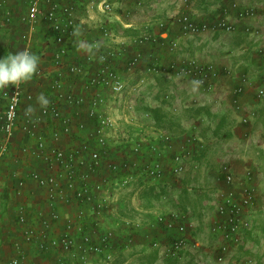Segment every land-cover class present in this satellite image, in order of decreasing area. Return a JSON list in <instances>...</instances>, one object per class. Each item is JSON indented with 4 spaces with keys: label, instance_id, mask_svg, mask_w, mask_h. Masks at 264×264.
<instances>
[{
    "label": "built area",
    "instance_id": "built-area-1",
    "mask_svg": "<svg viewBox=\"0 0 264 264\" xmlns=\"http://www.w3.org/2000/svg\"><path fill=\"white\" fill-rule=\"evenodd\" d=\"M16 3H21V13ZM145 6L143 0H0V28L18 19L28 29L24 50L39 57L32 79L0 94V166L7 156L23 163L3 174L8 185L0 196L12 202L3 205L12 217L7 237L13 254L5 264H88L92 256L111 262L122 242L121 230L131 237L144 224L142 214L128 212L127 202L153 188L162 193L179 181L193 150L202 144L188 136L178 147L176 136L154 120L137 125L127 117L136 111L143 84L164 75L190 80L207 91L219 76L214 63L194 56L168 65L146 62L140 47L157 43L172 54L181 50L177 38L165 40L171 23L181 34L195 37L206 31L236 32L242 21L264 18V0L246 6L242 0H227L207 23L183 11L168 23L159 22L161 33L127 37L114 26L117 8ZM98 17V26L89 24ZM39 29L49 37L37 54ZM92 31L96 37L81 36ZM245 32L255 38L263 33L251 25ZM132 46L136 51L131 54ZM257 51L264 60V45ZM134 75L138 78L132 81ZM234 92L241 94L242 85ZM41 93L49 100L47 106L37 102ZM256 93L264 100V77ZM145 115L151 117L147 111ZM255 117V111L246 109L242 121L250 124ZM219 176L209 229L217 242L212 248L216 262L224 263L254 231L258 183L251 167L238 173L222 164ZM152 227L160 230L153 246L168 258L182 259L201 247L190 233L193 225L185 210L156 214Z\"/></svg>",
    "mask_w": 264,
    "mask_h": 264
},
{
    "label": "crops",
    "instance_id": "crops-1",
    "mask_svg": "<svg viewBox=\"0 0 264 264\" xmlns=\"http://www.w3.org/2000/svg\"><path fill=\"white\" fill-rule=\"evenodd\" d=\"M143 1L146 5L144 9L117 8L119 18L115 17V15L111 18L114 26L124 30V34L128 35V37L140 35L146 31L161 33L164 29H160L159 22L163 21L168 23L172 15L183 11H189L199 22L207 23L213 16L219 13L223 5L227 4V0H191L187 4L183 0ZM242 3L245 6L251 5L253 0H242ZM98 19L99 17L90 20L89 24H93V27L98 26ZM127 24H130V26L126 27ZM169 26L171 30L169 33L167 32L168 38H165V40L168 41L169 39L177 38L181 50L172 54L166 51L165 47H160V44L154 43L145 45L140 47L144 53L145 61L150 62L154 59L158 63L168 65L172 60H177L179 58L183 59V57L195 55L201 62L214 63L219 71V76L215 85L207 91L200 87L196 89L192 86L193 84L188 85L184 83L185 86H180L177 83V80L180 78L177 77L169 79L164 75L153 76L154 78L151 77L147 84L151 87L154 80V83L158 81L161 89H163L161 90V94L163 95L161 99L164 101L160 103L158 99L154 100L151 98L149 102L147 96L143 95L138 99L136 111L132 114H136L139 117V115H142L144 112L138 110L141 108L140 106L149 104L153 109H158L164 113L165 116L159 123L153 117V119H155V126L172 132L177 138L176 143L178 147H181L186 142L188 134H193L202 144L193 150V156L189 160L188 169L184 173V176L178 182H174L169 189L163 193L156 189L153 190L154 188L151 189V191H143L137 197L127 202V205H129L128 212L132 214V216L142 214L144 224L138 231L131 234L132 237H129L130 235H125L124 230H121L120 237L122 242L116 244L118 251L115 252L114 259L111 262H103L99 260V257L92 256L88 264H152V262L157 264L158 260L168 259L167 256L162 255L159 248L154 247L152 244L155 237L160 233L159 229L152 227V221H154L158 213H171L181 210L187 211L190 206L186 207L185 203L181 202V198L184 200L187 199L186 191L191 185H196L195 177L197 174H214V176L210 175V177L215 178V174H220L221 165L229 164L223 161L215 168L211 164L214 159L206 155L207 153H212L210 148H212L214 144L213 142L215 141V134L217 131H220L228 120L231 122L235 117L239 119L238 124L240 125L235 132V138H245L246 134L250 131H252L255 136L264 133V106L261 108V112L259 113V116H261L258 121L250 124H246L242 121V117L246 116V106H261V100L257 97L256 89L258 85L261 84V80L264 77V68L263 70L260 69L261 65L264 66V64H260L263 58L261 61H258L256 57L254 58L252 52L249 51L246 53L247 50L250 49V47L244 45L243 42V39L246 38V22L239 23L236 32L214 34L211 31H206L203 38L200 39L181 34L179 26L175 23H171ZM163 33L164 32H162L161 36ZM124 34H122L121 37H125ZM81 36L93 38L97 36V32L92 31V34L89 35L86 32V34H81ZM135 51V46L130 47L129 53L132 54ZM36 53L39 54L40 52L36 51ZM258 69L260 70V78L256 79V76L253 77L251 74L253 73L252 70L257 72ZM246 77L248 81H246ZM132 78H134L132 81H135L138 75H134ZM252 84H255V87L251 86ZM241 85L243 87V92L236 95L234 90ZM189 93H191V97L184 101ZM236 98L238 99L239 106L234 102ZM187 103L190 106H187ZM186 107L193 108L187 109ZM247 110L249 109L247 108ZM135 124L140 125L141 123L138 124L135 122ZM149 124H152V121H150ZM231 136V132H228V138ZM261 146L264 148V145ZM230 152H232V150H230ZM231 156L230 154L222 159ZM7 164H10L12 169L17 165L18 167L23 166V163L20 165L13 161L12 158L7 160ZM3 165L5 164L1 163L0 166V193L1 189L8 185L3 174H9V168H4ZM234 165L235 162L233 167H231L236 171ZM259 169L261 170V167H259ZM262 171L263 172L260 174H264L263 169ZM260 188H262L261 185L258 188V204L259 210L262 209L259 213L262 214L264 210V184L263 189ZM152 191L154 193H159V195H152ZM33 193V198L38 199L36 192L34 191ZM11 203L12 202L0 199V231L4 230L3 236L0 239V264H5L10 255L13 254L9 242L10 239L5 235V229L11 224V221L9 214L7 215L5 212L6 207H3L4 204L9 205ZM183 205L185 207H182ZM204 210L207 211L206 220L210 221L212 219L211 209L204 208L203 211ZM53 263L54 261L49 262V264Z\"/></svg>",
    "mask_w": 264,
    "mask_h": 264
},
{
    "label": "rangeland",
    "instance_id": "rangeland-1",
    "mask_svg": "<svg viewBox=\"0 0 264 264\" xmlns=\"http://www.w3.org/2000/svg\"><path fill=\"white\" fill-rule=\"evenodd\" d=\"M260 1L262 0H259V2ZM214 2L217 3L216 1ZM253 3H254V0H253ZM20 7H21V3L15 4V8L17 12L19 13H21V10L23 9L22 7L21 8ZM243 22H246V25H251L254 28H260L263 32L262 37L260 38H255L245 32L246 38L243 39L244 45H247L250 47V49L247 50L246 53H248L249 51L252 52L254 58L256 57L258 61L259 60L261 61L262 57L260 56V52L257 51V46L259 44L264 45V18L248 19V20L242 21L241 23ZM27 31H28L27 26L22 24L18 19L17 21H14V23H12L10 26H7V25L1 26L0 28V57L7 56L9 54H13L15 52L24 50V42L28 35ZM214 34H218V33H214ZM221 34H224V33H221ZM203 35L204 33L198 36H195L197 37L195 39L203 38ZM125 36L128 37V35H125ZM35 37H36L35 39L36 41H35L34 47L37 51H39L41 50L43 45L47 44L48 42L47 37H49V34L45 30H40L35 35ZM160 47H163V46L161 45ZM193 56L196 57L195 55ZM260 64H264V60ZM263 68L264 66L261 65L260 69L263 70ZM252 72L253 73L251 74V76L253 77L256 76L255 77L256 79L260 78L259 69L257 70V72H254L253 70ZM169 79H172V78H169ZM177 81H178L177 82L178 85L180 86L181 85L185 86L184 83H187L188 85L193 84V82L187 79H179ZM154 82L152 83L151 87L148 86L147 83L143 84L142 86L143 92H142L141 97L143 95H146L149 102L152 98L154 100L158 99L160 103H162L164 100L161 99V96H163L161 94V90L163 89H161V86L160 84H158V81L157 83H154ZM33 86H34V83H31L28 87L30 88ZM192 86L195 87L196 89L198 88L194 84ZM251 86L255 87V84H252ZM10 88L11 87L0 88V94ZM190 97H191V93L187 95L184 101H186ZM186 105L190 106L188 105V103ZM263 106H264V100H261L260 107H252L251 105L246 106L248 109L256 112V117L253 119L252 122L259 120V117L261 116V115L259 116V113L261 112V108ZM140 107L141 108H139L138 110H142V112L143 111L144 112L142 115H139V117L136 114H127V117L131 118V120L133 119L134 123L136 122L138 124L140 123L149 124L150 121L153 122V120H155L156 118L159 120H163L165 116L164 113H162L159 110L157 111V114H155V117H156L155 118L153 112H151L153 107H151V105L149 104L141 105ZM186 108L189 109L193 107H186ZM146 111L150 113L151 117L148 118L145 115ZM153 117L155 119H153ZM122 118H123L121 119L122 122L123 121L125 122L124 118L126 117L122 116ZM238 120L239 119L235 117L232 119L231 122L228 120L225 126L220 131H217V133L215 134V137H216L215 141L213 142L214 144L212 148H210V150H212V153H209V154L207 153L206 155L211 156V159L215 160V161L213 160L212 161L213 163H211L212 166L215 168H217L223 161H225V163H229L230 166L232 167L235 162L234 169H236L238 173H243L246 168L251 167L257 176L256 179L258 183V188L261 185L262 188L260 189H263L264 174H260V173L263 172L262 169L264 170V163H263L264 162V148L261 146V145H264V133H261L255 136V134L253 135V132L250 131L249 133L246 134L245 138H239V139L235 138L236 136L235 132L240 127V125L238 124ZM132 132L134 131L132 130ZM228 132H231L232 134V136L229 138H228ZM188 136H192L195 138L193 134H188ZM230 150H232V152H230ZM230 154L232 155L231 157L224 158L227 160L222 159L223 157L228 156ZM7 160H8V156L4 160V163H3L5 164L3 165L4 168L11 167L10 164H7ZM258 166L261 167V170L259 169ZM11 169H9L8 171H10ZM210 175L214 176V174H197V176L195 177L196 185H191L189 189L186 191L187 199L184 200L181 198V202L185 203L186 207L190 206V208H188L187 211L185 210L187 214L189 215L192 225H193V227H191L190 229V233L200 243L201 245L200 249L195 250V252H192V253L187 252L184 258L182 259H179V258H168L164 260L161 259V261L158 260L157 264H264V210L262 211L263 212L262 214L259 213L260 210L262 209H260L255 215L254 231H251L248 234L247 239L245 240L244 244L240 246V248L234 254L233 258L228 259L224 263L216 262L215 252L214 250H212V248L215 247L217 242L209 229L211 222L206 220L207 211L205 210L203 211V209L209 208L212 211L211 214L213 213L214 206L211 204V202L214 200V193L218 189L217 186L222 183V180H221V177L219 176L220 174H215L216 177L215 178L213 177L214 180L212 177H210ZM3 189H6V188H3ZM167 189L169 188H165V190ZM152 195L158 196L159 193L157 192L154 193L152 191ZM0 199L6 200L5 196L2 197V195L0 196ZM182 207H185V206L183 205ZM10 216L11 215L9 214V218L11 221L12 217ZM154 228L158 229L156 227ZM9 231H10V228L8 226L5 229L6 237ZM152 264H154V262H152Z\"/></svg>",
    "mask_w": 264,
    "mask_h": 264
},
{
    "label": "clouds",
    "instance_id": "clouds-1",
    "mask_svg": "<svg viewBox=\"0 0 264 264\" xmlns=\"http://www.w3.org/2000/svg\"><path fill=\"white\" fill-rule=\"evenodd\" d=\"M38 66L39 57L28 50L0 57V88H9L32 79ZM37 102L41 106H47L49 100L41 93Z\"/></svg>",
    "mask_w": 264,
    "mask_h": 264
},
{
    "label": "trees",
    "instance_id": "trees-1",
    "mask_svg": "<svg viewBox=\"0 0 264 264\" xmlns=\"http://www.w3.org/2000/svg\"><path fill=\"white\" fill-rule=\"evenodd\" d=\"M14 21H17V19H15ZM157 111H159L158 109H152V112H153V114H154V117H155V114H157ZM156 118V117H155ZM156 120L158 121V123H159V121H162V120H159V119H157L156 118ZM147 191H151V190H147ZM166 190H163V192H165ZM162 192V193H163ZM132 237V236H131Z\"/></svg>",
    "mask_w": 264,
    "mask_h": 264
}]
</instances>
